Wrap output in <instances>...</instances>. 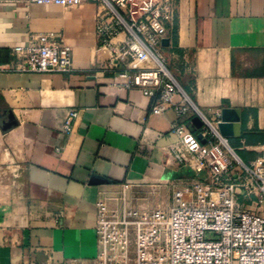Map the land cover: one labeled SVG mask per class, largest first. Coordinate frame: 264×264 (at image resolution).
<instances>
[{
	"label": "crops",
	"instance_id": "crops-1",
	"mask_svg": "<svg viewBox=\"0 0 264 264\" xmlns=\"http://www.w3.org/2000/svg\"><path fill=\"white\" fill-rule=\"evenodd\" d=\"M175 1L166 68L208 120L239 111L240 134L228 143L254 160L264 151V0ZM95 14L92 4L0 0V264L93 260L99 203L113 208L128 186L149 206L169 193L150 195L146 185L204 176L164 164L174 111L153 116L152 100L99 74L110 53L95 35ZM50 33L71 47V72H18L13 49ZM70 110L77 116L64 134Z\"/></svg>",
	"mask_w": 264,
	"mask_h": 264
},
{
	"label": "built area",
	"instance_id": "built-area-1",
	"mask_svg": "<svg viewBox=\"0 0 264 264\" xmlns=\"http://www.w3.org/2000/svg\"><path fill=\"white\" fill-rule=\"evenodd\" d=\"M9 1L66 9L94 5L95 35L110 53L98 64L99 74H110L114 87L136 89L152 100L153 116L174 111L179 120L170 128L174 141L164 148V164L204 174L146 185L154 187L150 195L161 189L169 193L163 209L139 205L130 188L122 186L113 208L98 205L97 256L73 264H264V151L243 161L220 134V115L205 118L167 70L162 43L174 33L176 1ZM13 54L21 73L72 70L71 47L52 33L32 36ZM76 116L68 112L62 133L71 132Z\"/></svg>",
	"mask_w": 264,
	"mask_h": 264
},
{
	"label": "water",
	"instance_id": "water-1",
	"mask_svg": "<svg viewBox=\"0 0 264 264\" xmlns=\"http://www.w3.org/2000/svg\"><path fill=\"white\" fill-rule=\"evenodd\" d=\"M167 40L163 41V46H166ZM10 127V124L4 126L3 130ZM220 134L223 137L231 138L238 137L240 134V114L237 110L223 109L220 113V124L218 125Z\"/></svg>",
	"mask_w": 264,
	"mask_h": 264
},
{
	"label": "rangeland",
	"instance_id": "rangeland-1",
	"mask_svg": "<svg viewBox=\"0 0 264 264\" xmlns=\"http://www.w3.org/2000/svg\"><path fill=\"white\" fill-rule=\"evenodd\" d=\"M164 195H161V196H157V197H154L156 199H152L150 200V207L154 208V209H157V208H160V209H163L165 207V196L163 197ZM211 236V235H209Z\"/></svg>",
	"mask_w": 264,
	"mask_h": 264
}]
</instances>
